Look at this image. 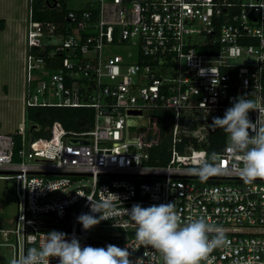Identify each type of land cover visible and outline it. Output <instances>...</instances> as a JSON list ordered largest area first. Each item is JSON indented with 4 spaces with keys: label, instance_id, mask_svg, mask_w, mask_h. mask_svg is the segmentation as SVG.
<instances>
[{
    "label": "built area",
    "instance_id": "1",
    "mask_svg": "<svg viewBox=\"0 0 264 264\" xmlns=\"http://www.w3.org/2000/svg\"><path fill=\"white\" fill-rule=\"evenodd\" d=\"M27 1L24 109L90 107L94 118L89 129L52 131L32 143L24 115L13 132H0V179L17 193L13 258L51 230L75 233L82 245L123 248L136 229L126 209L172 202L182 219L205 216L226 234L229 243L201 264H264V179H241L227 135L215 152L221 174L201 180L188 171L210 155L212 118L233 98L264 105V0H91L77 10L64 9L65 0H40L65 10L63 21L36 19L34 0ZM236 57L241 61H230ZM33 69L40 72L37 93L56 102L30 93ZM157 110L171 117L164 165L149 163ZM101 197L118 214L97 226L119 227L126 238L92 237L77 221L90 211L88 198ZM153 253L141 247L131 258L163 264Z\"/></svg>",
    "mask_w": 264,
    "mask_h": 264
},
{
    "label": "clouds",
    "instance_id": "2",
    "mask_svg": "<svg viewBox=\"0 0 264 264\" xmlns=\"http://www.w3.org/2000/svg\"><path fill=\"white\" fill-rule=\"evenodd\" d=\"M250 112L258 113L256 120L250 118ZM210 127L222 129L227 135L226 151L238 157L236 166L245 183L264 179V105L240 95L233 98L223 116L212 118ZM188 171L205 180L221 174L224 168L218 154L213 152L199 158ZM102 191L110 193L107 189ZM88 201L90 211L77 217L85 231L118 214L111 199L88 198ZM126 212L136 225L133 244L127 242L123 248L114 244L82 245L75 233L69 236L51 230L43 233L38 247H30L23 255L14 257L11 264H51L53 258L58 259V264H142L140 258L135 261L131 258L141 247L153 249V255L158 253L163 264H201L214 249L229 243L222 229L205 216L182 219L172 202L148 207L136 203Z\"/></svg>",
    "mask_w": 264,
    "mask_h": 264
},
{
    "label": "rangeland",
    "instance_id": "3",
    "mask_svg": "<svg viewBox=\"0 0 264 264\" xmlns=\"http://www.w3.org/2000/svg\"><path fill=\"white\" fill-rule=\"evenodd\" d=\"M5 3L7 0H0ZM13 4V13L18 17L21 11L24 12V18H27L26 1L27 0H9ZM91 0H65L64 9H83ZM19 27L24 36L26 29V20L19 21ZM14 26L11 30L14 31ZM6 30L7 36L0 32V92L7 94V97L1 98L0 93V107L2 112L5 113L6 118H10L15 125L22 119V95L25 93V82L22 78V61L20 60V50L22 44L20 43V29L12 32ZM13 33V34H12ZM14 35V37H13ZM26 35V34H25ZM54 40V39H53ZM112 52H121L117 47L111 48ZM230 61H241L240 58L231 59ZM171 75V73H169ZM40 72L37 69L31 70L32 86L30 88L31 94H36V82L40 78ZM3 85H7V91L3 90ZM38 101L56 102L58 99L53 94H46L45 96L37 93ZM135 130V126H129V131ZM82 180L81 182H84ZM16 187L11 184V181L0 179V264H11L13 259V247L15 246V234L12 232L15 228V221L17 216V197ZM6 232V234H4ZM90 235L98 238H126V233L119 227L111 226H97L90 229ZM30 245L27 248L34 247ZM10 253V254H9ZM10 256V258H9ZM160 263H161V258Z\"/></svg>",
    "mask_w": 264,
    "mask_h": 264
},
{
    "label": "trees",
    "instance_id": "4",
    "mask_svg": "<svg viewBox=\"0 0 264 264\" xmlns=\"http://www.w3.org/2000/svg\"><path fill=\"white\" fill-rule=\"evenodd\" d=\"M33 7L36 19L64 20L65 10L50 9L40 0H34ZM41 7L45 9L41 11ZM24 117L27 123L38 125V129L32 132L35 138H50L53 133L61 130L83 131L91 128L94 112L90 107L29 106L25 108ZM152 123L158 128V143L150 149L149 163L164 165L169 158L171 117L165 110H157L153 114ZM225 136L222 129L211 131L207 148L210 154L221 150Z\"/></svg>",
    "mask_w": 264,
    "mask_h": 264
},
{
    "label": "crops",
    "instance_id": "5",
    "mask_svg": "<svg viewBox=\"0 0 264 264\" xmlns=\"http://www.w3.org/2000/svg\"><path fill=\"white\" fill-rule=\"evenodd\" d=\"M26 9L28 10V1H26ZM15 11H13V4L10 3L9 0L2 2L0 1V32H3V34H5V36L8 35V33H6V30H11V28L14 26V31H16L17 29H20V43L22 44V49L20 50V55L21 58L20 60L22 61L23 59V55L25 52V41H24V37H25V31H24V36H22V31L21 28L19 27V21H22L24 19V21L26 20V17L24 18V12L21 11L20 16L18 17V14L16 15L15 13H13ZM12 32H14L13 30H11ZM13 34V33H12ZM14 37V35H13ZM23 65V61L21 62ZM22 69V78H24V68L23 66H21ZM9 88V87H8ZM7 85H3V90L7 91ZM1 98H6L7 94L2 93ZM23 105V104H22ZM22 116L24 115V107H22ZM18 124V122H17ZM17 124L15 125V123L12 122V120L10 118H6L5 113L2 112V108L0 107V132H13L16 127Z\"/></svg>",
    "mask_w": 264,
    "mask_h": 264
},
{
    "label": "water",
    "instance_id": "6",
    "mask_svg": "<svg viewBox=\"0 0 264 264\" xmlns=\"http://www.w3.org/2000/svg\"><path fill=\"white\" fill-rule=\"evenodd\" d=\"M133 113L132 111H130ZM137 113H140V111H137ZM38 125L36 124H29L28 125V131L30 133V143H32L35 140L34 135L32 134L33 130H37ZM69 142H74V143H88L87 139H70Z\"/></svg>",
    "mask_w": 264,
    "mask_h": 264
},
{
    "label": "flooded vegetation",
    "instance_id": "7",
    "mask_svg": "<svg viewBox=\"0 0 264 264\" xmlns=\"http://www.w3.org/2000/svg\"><path fill=\"white\" fill-rule=\"evenodd\" d=\"M10 254V253H9ZM9 258H10V256H9ZM6 264V263H5Z\"/></svg>",
    "mask_w": 264,
    "mask_h": 264
}]
</instances>
